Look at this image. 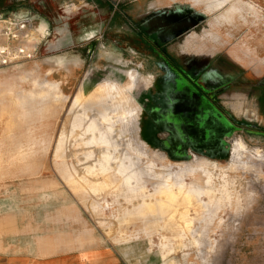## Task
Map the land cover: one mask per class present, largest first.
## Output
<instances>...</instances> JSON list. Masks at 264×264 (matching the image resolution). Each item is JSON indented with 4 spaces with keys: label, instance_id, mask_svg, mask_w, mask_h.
<instances>
[{
    "label": "rangeland",
    "instance_id": "obj_1",
    "mask_svg": "<svg viewBox=\"0 0 264 264\" xmlns=\"http://www.w3.org/2000/svg\"><path fill=\"white\" fill-rule=\"evenodd\" d=\"M89 1L0 0V14L20 13L0 15V47L11 57L25 50L8 64L0 53V248L104 246L122 264H264V137L238 131L227 154L171 158L148 130L155 71L83 31L115 13L116 29L136 19L202 61L214 53L212 75L238 93L224 103L264 126L252 118L260 90L250 87L264 82V0H101L110 7L101 15ZM71 3L87 10L70 44L55 46L42 22L57 25ZM24 19L32 25L16 40ZM100 84L128 87L99 97Z\"/></svg>",
    "mask_w": 264,
    "mask_h": 264
},
{
    "label": "flooded vegetation",
    "instance_id": "obj_2",
    "mask_svg": "<svg viewBox=\"0 0 264 264\" xmlns=\"http://www.w3.org/2000/svg\"><path fill=\"white\" fill-rule=\"evenodd\" d=\"M114 14L94 23V38L100 47H112L121 59L138 61L139 68L155 71L157 88L148 130L171 158L227 154L238 131L264 137V126L227 110L222 100L227 86L212 75L219 71L212 61L214 53L202 61L198 54L185 52L184 46L174 47L175 39L163 38L152 24L136 19L116 29Z\"/></svg>",
    "mask_w": 264,
    "mask_h": 264
},
{
    "label": "crops",
    "instance_id": "obj_3",
    "mask_svg": "<svg viewBox=\"0 0 264 264\" xmlns=\"http://www.w3.org/2000/svg\"><path fill=\"white\" fill-rule=\"evenodd\" d=\"M83 2V1H81ZM94 0L89 1V5H93ZM97 3V2H96ZM97 4H101V9L95 10L97 13L104 14V10H108L106 5L98 0ZM96 4V6H97ZM86 6V5H85ZM66 8L63 10V18L59 23L53 26H50L48 22H42L44 24V31H54L55 35L53 38H48L47 41L52 42L55 46L57 45H66L70 44L72 41V31L70 25L75 20V17L81 13H84L87 9H81L80 7H75L74 3L66 4ZM0 15L11 16V15H20V13H1ZM67 19H65V18ZM83 31H88L89 29H93L94 21H88L84 25ZM41 27V26H40ZM41 30V29H40ZM61 31V33H58ZM48 33V32H47ZM58 33V34H57ZM64 33V34H63ZM61 36H60V35ZM59 35V39L57 38ZM70 40V41H69ZM255 91L260 90V93L257 94V110L252 111L253 119L260 121L264 120V82L261 85L251 84L250 86ZM259 87H261L259 89ZM238 94L234 93H223V97L226 99L225 95L232 96ZM252 94V91H250ZM226 104V103H225ZM227 110L231 114H235L239 116L236 112H234L227 104ZM242 111V109H241ZM247 112V111H246ZM251 113V112H250ZM242 112L240 113V115ZM249 119L246 115L244 116ZM252 119V120H253ZM250 120V119H249ZM0 264H122L119 255L111 248L99 246V247H83V248H71L65 251H55L51 253H40L39 249H16V248H0Z\"/></svg>",
    "mask_w": 264,
    "mask_h": 264
},
{
    "label": "built area",
    "instance_id": "obj_4",
    "mask_svg": "<svg viewBox=\"0 0 264 264\" xmlns=\"http://www.w3.org/2000/svg\"><path fill=\"white\" fill-rule=\"evenodd\" d=\"M31 25H32V22L30 19H24L20 21L18 24H16L17 26L16 32L12 34V38L18 40V38L21 37L24 31H26L29 27H31ZM9 31L11 30L9 29ZM5 35L7 36V38H9L10 36L8 32H6ZM0 53L3 54L2 64H8V62H10L12 59H17L19 57V54H25V50L21 48L18 51V55L11 57L12 52L9 50V47L1 46Z\"/></svg>",
    "mask_w": 264,
    "mask_h": 264
},
{
    "label": "bare ground",
    "instance_id": "obj_5",
    "mask_svg": "<svg viewBox=\"0 0 264 264\" xmlns=\"http://www.w3.org/2000/svg\"><path fill=\"white\" fill-rule=\"evenodd\" d=\"M1 24V23H0ZM105 83V82H104ZM134 84V83H133ZM128 85H124V87H122L121 85H116V87L112 88L109 87L107 84H100L98 89H96L98 91V96L102 97L105 96L106 94H118V95H124L126 94L125 88H127ZM111 165V164H110ZM112 167V166H111ZM122 168V167H121ZM115 169V168H114ZM198 176V175H197ZM126 179V178H125ZM179 181V180H178ZM185 182V181H184ZM165 186V185H164ZM173 186V185H172ZM197 188V187H196ZM177 189V188H176ZM175 189V190H176ZM180 189V188H179ZM178 190V189H177ZM178 192V191H177ZM191 192V191H190ZM176 193V192H175ZM162 194V193H161ZM161 196V195H160ZM171 196V195H170ZM183 197V196H182ZM164 198V197H163ZM194 198V197H193ZM168 199V198H167ZM181 199V198H180ZM196 199V198H195ZM167 202V201H165ZM172 204V203H171ZM189 204V202H188ZM201 206V205H200ZM188 213V212H187Z\"/></svg>",
    "mask_w": 264,
    "mask_h": 264
}]
</instances>
